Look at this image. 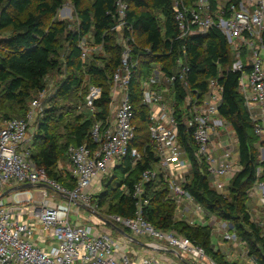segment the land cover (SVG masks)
<instances>
[{
  "label": "built area",
  "instance_id": "1",
  "mask_svg": "<svg viewBox=\"0 0 264 264\" xmlns=\"http://www.w3.org/2000/svg\"><path fill=\"white\" fill-rule=\"evenodd\" d=\"M173 6L178 37L171 43L183 42V54L174 62V74L165 75L160 65L152 76L143 80L141 90L142 104L149 109V135L158 162L144 171L133 187L134 217H105L114 227L129 231L139 242L143 243L141 240L145 238L143 244L147 247L124 236L119 241L114 240L101 229L100 223H105L100 222L91 203L100 182L111 173L113 176V171L124 160L130 159L133 166L141 160L140 152L134 147L135 116L129 89L133 70L138 66L129 45L134 34L127 18V1L116 0L114 29L121 33L117 44L124 51L120 68L113 76L111 115L92 128L91 137L98 144L96 148L82 145L68 149L70 177L76 187L69 189L49 178L32 158V138L35 125L42 117L41 99L46 90L32 101L25 118L9 120L0 127V264H173L165 255L166 252L175 253L171 248L181 250L199 264H219L191 239L175 231H161L148 222L150 184L155 185L154 191L167 187L168 198L176 205V221L210 229L211 240L217 238L216 251L222 243H229L232 250H245L243 257L250 256L247 243L239 240L230 225L209 214L185 188L192 165L181 142L182 123L189 129L196 156L206 164L212 190L222 193L241 170L237 137L230 124L220 116L222 73L209 81L205 94L199 90L189 92L190 66L185 44L190 39L207 37L214 30L226 38L235 55L231 70L240 73L239 92L245 100L254 134L263 144L261 165L256 169V180L247 195L254 206L250 209L251 219L262 229L264 240V0H173ZM126 32L131 35L125 37ZM79 47L83 61L92 50L101 49L99 46L89 48L85 40ZM145 52L150 53L148 49ZM177 83L187 93L183 104L177 101ZM119 95H122L120 99ZM101 96V88L89 87L85 108L93 115L97 114L96 102ZM178 116L183 117L182 123ZM24 185L47 186L63 201L54 200L47 189L38 193L14 191L2 197L8 190ZM73 206L78 217L75 223L70 219ZM25 207L32 208V216L42 231L50 233L54 243L49 250L33 241L36 227L23 219ZM80 207L91 211L99 223L82 222Z\"/></svg>",
  "mask_w": 264,
  "mask_h": 264
},
{
  "label": "trees",
  "instance_id": "2",
  "mask_svg": "<svg viewBox=\"0 0 264 264\" xmlns=\"http://www.w3.org/2000/svg\"><path fill=\"white\" fill-rule=\"evenodd\" d=\"M126 1L129 5L127 18L134 34L129 45L133 59L138 60L129 89L135 116L134 147L140 152L141 160L134 166L130 159L124 160L113 171V178L105 186L106 192L97 198L99 208L103 206L105 199L112 198L109 213L122 218H133V187L139 182L142 173L158 162L149 135V109L142 104V83L160 65L165 75L174 74V62L179 54H183V42L171 43V40L178 37L173 0ZM67 2L72 3L79 20L78 29L75 31L70 30L66 22L51 23ZM115 9L116 0H0V89L10 103V112L22 114L19 117H9L5 122L25 118L32 101L40 93L47 91L46 79L55 72L62 74L63 67L70 70V74L59 84L56 95L58 98L74 99V124L67 126L66 142L61 143L54 133V123L63 122L65 119L64 114L57 113L54 106L56 99L42 111L32 138V158L37 166L49 178L69 189H74L76 185L69 173L63 176L58 165L65 157L68 158L67 153L71 146L86 145L88 148H96L98 144L91 137L92 128L98 121H106L111 115L113 76L120 68L124 51L117 44L121 33L114 29ZM126 33L125 37L131 35ZM62 37H65L67 50L60 45ZM82 40H89L93 47H101L100 50L88 53L84 61L79 47ZM185 46L190 66V93L199 90L201 94H205L209 81L222 73L219 80L223 87L220 116L235 132L241 167L224 189L228 196L212 190L206 164L196 156L189 129L182 123L183 117L178 116L182 123L179 130L181 142L192 165L186 176L185 188L195 202L201 204L209 214L228 223L239 240L247 243L250 256L256 258L258 264H264L262 229L251 219L252 205L247 195L256 180V169L261 165L260 149L263 144L254 134L245 100L239 92L240 73H233L231 70L235 55L226 38L217 30L209 33L207 37L190 39ZM146 49L150 53H146ZM171 50L173 53H170ZM92 85L102 89V96L96 102L95 115L85 108V98ZM176 91L177 101L183 104L187 95L185 89L177 83ZM118 172L121 175L119 182L125 186L124 193H120L119 188L113 186ZM154 189V184L148 186L151 203L146 219L149 223L161 231H175L191 239L203 247L206 254L217 263L231 264L220 252H215L209 228L176 221V205L168 198L166 186L156 191ZM115 228H112L114 233ZM124 232L129 234L127 230Z\"/></svg>",
  "mask_w": 264,
  "mask_h": 264
},
{
  "label": "rangeland",
  "instance_id": "3",
  "mask_svg": "<svg viewBox=\"0 0 264 264\" xmlns=\"http://www.w3.org/2000/svg\"><path fill=\"white\" fill-rule=\"evenodd\" d=\"M58 21V22H66L69 25V29L70 30H77L78 29V17L77 14L75 12L74 6L72 5L71 2H67L65 4V6L58 12V15L51 21V23ZM62 39L60 41V44L62 46V48H65L66 50L68 49V45L65 42V37L60 38ZM1 40V38H0ZM87 42V45H89V48L92 47V43L88 42L87 40H85ZM0 51H1V47H0ZM63 53V50L61 52V54ZM61 58H64L63 56H61ZM70 74V70H66L65 67H63V71L62 74L60 73H52L47 79H46V84H47V91L45 92V96L41 99L42 101V111L47 108L48 106H50L51 101L56 99V103L54 104L58 115L59 114H64L65 119L63 122H55L53 125L54 128V133L56 134V137L58 138V140L61 143H65L66 142V137L68 134V128L67 126H72L74 124L73 119H74V99H67V98H58L57 95V91H58V86L59 84ZM122 95H119V99L121 98ZM39 97V96H38ZM22 114H13V112H10V103L6 100L2 89H0V126L5 122V120L7 118H12V117H19ZM69 159L65 157V159H63L60 164L58 165L59 170L62 172L63 176L68 174V165H69ZM112 173L110 175V177L104 179L103 181L100 182V184L97 186V190L94 191V195H92V206H93V211H96V214H99L101 217L105 218L108 216L113 215L112 213H109V209H110V205L113 203L112 198H107L105 199V202L103 203V206L101 208H99V199L97 197L101 196L102 194H104L106 192V184L109 182V180L111 178H113ZM64 179V178H63ZM119 180H121V175L120 172H118V178L116 181H114L113 186L114 187H118L119 188V192L120 193H124L125 192V186L122 185ZM119 182V183H118ZM124 186V187H123ZM101 187V188H99ZM36 191V190H35ZM38 192V191H37ZM36 192V193H37ZM222 194L224 196H228V193H226V191H223ZM252 205V203H251ZM254 207V206H252ZM75 206L72 207L73 212L70 216L71 222L75 223L78 221V217L76 215L77 209L75 208ZM80 214L82 215V222H88L90 220H92V222L94 223H99V220L97 217L93 216L91 211H87V209H84L82 207ZM177 212H175L176 214ZM220 220V219H219ZM101 222V220H100ZM101 225V229H103L104 231H106L107 233L110 234V236L116 240L119 241L121 239V235L117 234L115 235L114 230L105 224L100 223ZM235 231V230H234ZM233 232V231H232ZM235 234V232H233ZM143 243L146 242L145 238H142L141 240ZM154 242H156V240H153ZM222 242V241H221ZM212 246L217 248L218 247V243H217V238H213L212 239ZM220 250H217L215 252H220L224 258L226 259L227 262L231 263V264H258L257 259L256 258H251L252 256H245L243 257L242 252H246L245 250H232V247L229 243H222V245L219 248ZM141 254L143 255V251L142 249H138ZM170 250H174L175 253H165L166 257L172 261L173 264H199L195 259L187 256L184 252H182L181 250H178L177 248H171ZM249 250V249H248ZM146 251V250H144ZM146 253V252H145Z\"/></svg>",
  "mask_w": 264,
  "mask_h": 264
},
{
  "label": "crops",
  "instance_id": "4",
  "mask_svg": "<svg viewBox=\"0 0 264 264\" xmlns=\"http://www.w3.org/2000/svg\"><path fill=\"white\" fill-rule=\"evenodd\" d=\"M232 128V127H231ZM233 131V129H232ZM234 132V131H233ZM235 134V132H234ZM236 136V135H235ZM261 156V155H260ZM240 169V167H239ZM116 170V169H115ZM68 173L70 174V163L68 165ZM44 190L46 188L44 187H37V188H33L32 190L36 193L39 190ZM36 190V191H35ZM47 192L49 193V195L56 201H63V199L61 197H58L52 190L47 189ZM38 193V192H37ZM100 216V215H99ZM25 221L30 222L32 225H34L36 227V234L34 236L33 241H35L40 247L44 248L45 250H49L50 247L52 246V244L54 243L53 239L50 236V233H46L44 231H42V229L40 228L39 224L36 221V218H33L32 216V208L30 207H25V215L23 218ZM112 228V227H111ZM120 229V228H119ZM114 230V229H113ZM122 230V229H121ZM124 231V230H123ZM115 233H118L117 231H115ZM120 234V233H118ZM122 236V235H121ZM141 246V245H140Z\"/></svg>",
  "mask_w": 264,
  "mask_h": 264
},
{
  "label": "water",
  "instance_id": "5",
  "mask_svg": "<svg viewBox=\"0 0 264 264\" xmlns=\"http://www.w3.org/2000/svg\"><path fill=\"white\" fill-rule=\"evenodd\" d=\"M42 187H44V188H46V189H50V188H48L47 186H42ZM33 188H35V187L32 186V185H24V186H20V187H17V188H13V189H11V190H8V191H7L2 197H5V196H6L7 194H9L10 192L20 191V190H32ZM50 190H51V189H50ZM82 208H84V207H82ZM84 209H85V208H84ZM96 216H97L99 219H101L106 225H108V226L114 228V225H113L110 221L106 220L105 218H103V217H101V216H99V215H96ZM115 229H116V231H117L118 233H120V235H122V236H124V237H126V238H129V239H133V241L136 242V243H138L139 245L147 247L145 244L139 242V241L136 240L135 238H132L129 234H127V233L124 232L123 230H121V229H119V228H117V227H116ZM170 253H174V252L171 251Z\"/></svg>",
  "mask_w": 264,
  "mask_h": 264
}]
</instances>
